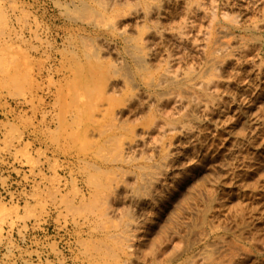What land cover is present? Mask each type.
<instances>
[{
	"label": "rangeland",
	"instance_id": "rangeland-1",
	"mask_svg": "<svg viewBox=\"0 0 264 264\" xmlns=\"http://www.w3.org/2000/svg\"><path fill=\"white\" fill-rule=\"evenodd\" d=\"M0 264H264V0H0Z\"/></svg>",
	"mask_w": 264,
	"mask_h": 264
},
{
	"label": "bare ground",
	"instance_id": "bare-ground-1",
	"mask_svg": "<svg viewBox=\"0 0 264 264\" xmlns=\"http://www.w3.org/2000/svg\"><path fill=\"white\" fill-rule=\"evenodd\" d=\"M177 36H180V33H176Z\"/></svg>",
	"mask_w": 264,
	"mask_h": 264
}]
</instances>
